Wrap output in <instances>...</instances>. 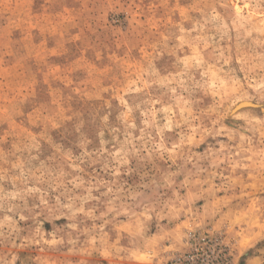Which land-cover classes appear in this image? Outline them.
Listing matches in <instances>:
<instances>
[{"label":"rangeland","instance_id":"1","mask_svg":"<svg viewBox=\"0 0 264 264\" xmlns=\"http://www.w3.org/2000/svg\"><path fill=\"white\" fill-rule=\"evenodd\" d=\"M203 228L264 264V0H0V264Z\"/></svg>","mask_w":264,"mask_h":264},{"label":"built area","instance_id":"2","mask_svg":"<svg viewBox=\"0 0 264 264\" xmlns=\"http://www.w3.org/2000/svg\"><path fill=\"white\" fill-rule=\"evenodd\" d=\"M225 235L210 228L187 231L183 248L173 254L170 264H233Z\"/></svg>","mask_w":264,"mask_h":264},{"label":"water","instance_id":"3","mask_svg":"<svg viewBox=\"0 0 264 264\" xmlns=\"http://www.w3.org/2000/svg\"><path fill=\"white\" fill-rule=\"evenodd\" d=\"M247 106H251L252 107L254 105L252 103L247 102L246 105H244V106H242L240 108L237 106L234 110H239V109L244 108V107H247ZM237 108H239V109H237Z\"/></svg>","mask_w":264,"mask_h":264},{"label":"bare ground","instance_id":"4","mask_svg":"<svg viewBox=\"0 0 264 264\" xmlns=\"http://www.w3.org/2000/svg\"><path fill=\"white\" fill-rule=\"evenodd\" d=\"M243 105V104H242ZM244 106V105H243ZM240 107V106H239Z\"/></svg>","mask_w":264,"mask_h":264}]
</instances>
